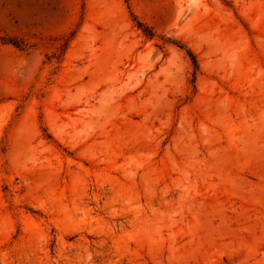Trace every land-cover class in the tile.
<instances>
[{"label":"rangeland","instance_id":"1","mask_svg":"<svg viewBox=\"0 0 264 264\" xmlns=\"http://www.w3.org/2000/svg\"><path fill=\"white\" fill-rule=\"evenodd\" d=\"M0 264H264V0H0Z\"/></svg>","mask_w":264,"mask_h":264},{"label":"trees","instance_id":"2","mask_svg":"<svg viewBox=\"0 0 264 264\" xmlns=\"http://www.w3.org/2000/svg\"><path fill=\"white\" fill-rule=\"evenodd\" d=\"M138 25L141 28L143 27V24L141 22H138ZM188 53H189V55L191 57V60H192V62L194 64L195 68H197L198 64H197V61H196L195 57L193 56V54L190 51H188Z\"/></svg>","mask_w":264,"mask_h":264}]
</instances>
